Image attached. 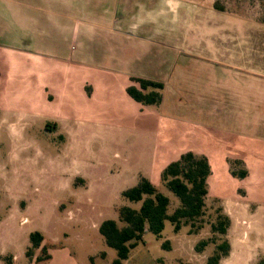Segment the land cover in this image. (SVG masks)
<instances>
[{
  "label": "rangeland",
  "instance_id": "rangeland-1",
  "mask_svg": "<svg viewBox=\"0 0 264 264\" xmlns=\"http://www.w3.org/2000/svg\"><path fill=\"white\" fill-rule=\"evenodd\" d=\"M4 45L36 54L40 60L35 73H45L43 81L52 89L61 84L68 90L67 98L54 107L67 112L70 120L46 123L47 114L0 112V264L10 258L14 264H31L43 246L32 258L26 256L35 230L45 235L48 246L72 235L66 243L77 264H111L117 250L99 229L87 225L83 231L89 240L79 241L76 233L83 224L78 223L91 219V227H96L114 218L124 225L120 207L139 208L142 203L123 196L124 189L134 185L129 175L146 168L159 139L168 140L164 130L178 151L209 154L218 179H208L212 192L195 228L188 224L176 231L167 220L162 236L147 232L146 242L132 250L125 264H207L224 237L232 244L241 239L232 220L227 235L213 232L219 210L225 212L214 186L219 184L228 200L234 199L236 187H248L249 180L232 175L233 169L247 168L243 160H229L231 174L225 170L223 156L230 149L222 142L238 139V130L249 134V121L223 118L217 105L198 104L196 99L200 93L218 92L222 85H239V80L248 85L257 78L263 83L264 0H0V46ZM212 59L235 71L227 72ZM129 73L136 85V75L163 81L161 104L146 105L121 91L118 83L126 82ZM85 76L105 85L92 103L103 126L88 123L77 130L78 112L70 92L73 81ZM177 85H189L194 97H176ZM92 90L87 87L90 94ZM31 103L24 100L22 105L30 108ZM145 106L159 109L158 115H148L142 110ZM227 106L234 111L240 105ZM170 158L176 160L174 155ZM137 173L133 174L140 180L144 175ZM151 179L171 197L172 213L180 205L179 197L159 175ZM203 239L210 242L198 251L196 245ZM262 239L264 232L255 231L254 240ZM226 258L220 264H242L239 256Z\"/></svg>",
  "mask_w": 264,
  "mask_h": 264
},
{
  "label": "crops",
  "instance_id": "crops-1",
  "mask_svg": "<svg viewBox=\"0 0 264 264\" xmlns=\"http://www.w3.org/2000/svg\"><path fill=\"white\" fill-rule=\"evenodd\" d=\"M37 57L38 56L34 53H30L29 55L12 45L0 46V112H8L12 115L17 113L16 115L22 116H25L29 112L32 113L33 116L37 117L38 115L47 114L46 116L49 117L43 118V121L46 123H55V121L61 122L62 120L69 121L70 115L67 112H59L54 107L58 100L67 98L68 90L61 84L57 85L55 90L52 89L51 85L43 81L45 73H35V62H39L38 60H40ZM212 62L220 65L223 64L227 72L235 71L233 66H226L218 59H212ZM217 68L219 67L217 66ZM131 74L132 73H129L127 75L128 79L126 82H121L120 80L118 83V85L120 84L119 87L121 91H127V87L132 84V79H130ZM34 76H37L38 80L35 79ZM136 76L141 77L142 75ZM73 82L75 83L72 84L70 95L74 98L73 102L76 105L78 112L75 115L77 125L75 129L80 130L88 123L97 127L103 126L102 118L101 116H98V114L96 115V109L93 108L92 104L100 95L99 93H101V91L105 88L103 82H100L97 78L90 79L88 76H85L82 79L79 78ZM261 82L263 83L261 84L257 78L253 80L251 79L247 85L245 82L239 80V85H233L232 83L222 85L218 87V92H213L211 94H208V92L206 94L200 93L196 99L198 104L213 103L217 105L216 110L219 114L224 116L223 118L226 117L228 120L234 119L236 121H240L241 124H243V120L249 121V134H242V132L238 130L236 132L237 134L234 133L235 136H238V139L228 138L227 140L224 139L222 142L223 145L228 146V149H230L226 150L228 151V154L226 153L223 156L224 161L227 162L226 165L224 164L225 170L228 169V172L231 174L229 160H243L249 169V174L245 177V179L249 180L248 187H236V195L234 199L228 200L227 196L218 190L219 184L217 186L215 184L214 186V190L219 192L218 197L222 200V206L224 207L225 212L231 217L232 225L237 227V231L241 234V239L237 240L236 244L231 243V253L226 259L229 260L234 256H239L242 264H258L261 258L264 257V240L262 239L260 242H256L254 240L255 231L264 232V108H262V110L259 108V104L264 103V81ZM88 86H93L91 94L87 91ZM175 88L176 97L179 96V94L189 97L194 95V92L191 90L189 85L188 87L184 86L183 88H180L177 85ZM180 90H182L181 93L178 92ZM51 95H53L52 99L50 98ZM24 100H26V104L32 102L30 108L22 105ZM192 102L193 101H191V103ZM229 103H235L240 106L236 107L238 109L232 111L231 108L227 106ZM51 105L53 108H49ZM243 105L245 106L242 107ZM47 109L50 110L47 111ZM143 109H146V113L150 116H155L159 113V109L156 111L154 109H149L147 106L142 107V110ZM147 110H152L153 112L149 113ZM164 110L165 109H162L160 112ZM20 118L22 117L20 116ZM163 133L168 136V140L160 142L159 139V141L156 142L157 150L155 151V155L147 159L146 168H139V170L133 171L131 175H129L130 183H134V185H136L140 181L138 176L133 173L141 171L144 176L148 177L154 184L157 185V183H155L151 178L159 175L161 180L162 171L170 162H172L171 158L168 159L170 155H174L177 160L187 151H197L191 149L185 152L178 151L171 142L173 139L169 132L164 130ZM245 146H247V148ZM229 151L235 152L236 154L229 155V153H231ZM201 155H206L212 166V173L209 176V181L214 178L216 182L218 175L214 169L212 158L207 153L201 152ZM159 156L162 158L160 162ZM119 174H116V176H119ZM240 190L244 191L243 194L239 193ZM211 192L212 190L209 189L208 195ZM89 212L91 213L90 210ZM85 221L86 220L78 223L79 225H83L82 229L76 233L77 239L81 242L89 240V237H86L83 231V227L87 225L94 230H100V225L103 222H100L96 227H91L92 220L90 219L89 222L86 221L88 224ZM71 238L72 235L66 237L63 243L59 245H57L58 241L54 240L52 245L49 246V253L52 257L45 262V264H77V259L74 255L73 249L69 248V244L66 243L67 241H70ZM144 238L146 239V234ZM44 244H46V242H43V245ZM39 249L40 248H37V250ZM35 256L34 260L29 259L31 264H38L36 262L38 253ZM126 261L127 260L124 261V264ZM6 264H8L7 261ZM12 264H14V258Z\"/></svg>",
  "mask_w": 264,
  "mask_h": 264
},
{
  "label": "trees",
  "instance_id": "trees-1",
  "mask_svg": "<svg viewBox=\"0 0 264 264\" xmlns=\"http://www.w3.org/2000/svg\"><path fill=\"white\" fill-rule=\"evenodd\" d=\"M139 85L131 84L127 92L138 102L146 105L161 104L163 100V81L145 77H133ZM233 162L240 163L241 159ZM212 166L206 155L196 154L194 151L183 153L179 159L170 162L162 171L161 179L165 186L180 199V205L169 213L171 197L154 184L148 177L143 176L140 181L123 191V196L133 202H142L139 208L123 205L119 209V219H105L100 225V232L109 246L117 250V257L111 264H124L130 257L132 249L145 242L147 231L153 232L158 237L162 236L166 221L174 224L176 231L183 225L196 226V221L205 214L206 199L209 193V176ZM236 177L245 178L249 174L247 168L232 170ZM231 226V218L222 209L219 210L217 221L212 223L213 232L223 236L227 235ZM192 232H195L194 229ZM32 245L28 247L26 255L32 258L36 249L40 248L45 240V235L35 230L30 233ZM209 239H203L196 245L198 251H203L209 244ZM166 244V243H165ZM166 248H168L165 245ZM170 249V248H168ZM232 245L228 238L217 244L216 250L208 257L207 264H220L223 257L231 253ZM106 256V252L102 253ZM48 244H44L41 253L37 256V263H45L51 259ZM13 258L7 260L12 264ZM264 264V257L258 262Z\"/></svg>",
  "mask_w": 264,
  "mask_h": 264
}]
</instances>
